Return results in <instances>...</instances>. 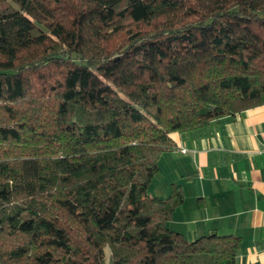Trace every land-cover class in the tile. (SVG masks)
<instances>
[{"label":"trees","instance_id":"trees-1","mask_svg":"<svg viewBox=\"0 0 264 264\" xmlns=\"http://www.w3.org/2000/svg\"><path fill=\"white\" fill-rule=\"evenodd\" d=\"M262 105L264 0H0V264H236L147 191L172 134Z\"/></svg>","mask_w":264,"mask_h":264},{"label":"crops","instance_id":"crops-1","mask_svg":"<svg viewBox=\"0 0 264 264\" xmlns=\"http://www.w3.org/2000/svg\"><path fill=\"white\" fill-rule=\"evenodd\" d=\"M171 139L175 148L160 163L173 168L156 197L177 184L185 198L169 228L187 241L213 232L239 237L236 264H264V105Z\"/></svg>","mask_w":264,"mask_h":264},{"label":"rangeland","instance_id":"rangeland-1","mask_svg":"<svg viewBox=\"0 0 264 264\" xmlns=\"http://www.w3.org/2000/svg\"><path fill=\"white\" fill-rule=\"evenodd\" d=\"M120 41H123L122 36L116 39L114 43L117 44V43H120ZM160 167H161V170H160ZM170 168H173V165H171V163H168V162L166 163V160H163V163L161 164L159 160V172L152 179L149 185L148 191H147L150 196L156 197L158 196L157 194H161V189L165 185L164 183H166L167 181Z\"/></svg>","mask_w":264,"mask_h":264},{"label":"built area","instance_id":"built-area-1","mask_svg":"<svg viewBox=\"0 0 264 264\" xmlns=\"http://www.w3.org/2000/svg\"><path fill=\"white\" fill-rule=\"evenodd\" d=\"M180 151H181V153H183V154H185V153L187 152L186 149H181Z\"/></svg>","mask_w":264,"mask_h":264}]
</instances>
